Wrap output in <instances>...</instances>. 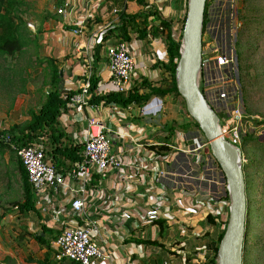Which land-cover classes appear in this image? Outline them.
I'll list each match as a JSON object with an SVG mask.
<instances>
[{"label": "crops", "instance_id": "0c3cea01", "mask_svg": "<svg viewBox=\"0 0 264 264\" xmlns=\"http://www.w3.org/2000/svg\"><path fill=\"white\" fill-rule=\"evenodd\" d=\"M24 1L35 14L28 18L31 29L42 22L40 50L56 60L62 76L60 85L71 91L79 88L89 71L98 82L107 79L105 48L118 39L101 44V33L118 23L120 12H155L148 17L142 37L135 29H128L129 39L124 40L136 56L132 76L134 86L144 84L139 89L141 95L149 92L148 87L162 88L166 76L162 67L167 62L166 33L158 28L159 20L170 23L172 35L178 37L188 9V0H142V4L136 0ZM216 25L215 9L210 11L207 6L197 84L207 104L223 119L225 106L218 96L232 97L236 87L230 66L216 62L218 56H226L214 32ZM100 44V50H95ZM99 92L93 89L91 95L112 93L105 87ZM159 98L163 108L156 115L140 114L138 107L145 102L127 110L132 103L121 106L100 100L90 101L89 109L67 104L59 119L66 135L63 145L72 144L81 151L86 120L93 117L103 123L111 153L122 162L120 170L94 175L89 185L93 191L87 198L85 218L97 223L94 238L108 255L92 264H206L211 256L209 243L217 239L230 204L225 200V177L181 98ZM51 199L53 211L50 207L47 212L36 208L24 214L22 225L46 236L50 249H40L33 239L17 243L16 232L13 237L15 245L34 242L40 249L34 262L26 264H73L61 259L52 244L62 226L74 220L68 214L69 204L53 194Z\"/></svg>", "mask_w": 264, "mask_h": 264}, {"label": "rangeland", "instance_id": "374dc122", "mask_svg": "<svg viewBox=\"0 0 264 264\" xmlns=\"http://www.w3.org/2000/svg\"><path fill=\"white\" fill-rule=\"evenodd\" d=\"M207 6L210 11L215 9L214 32L221 51L231 60L229 66L237 88V100L228 107L237 108L238 113L232 116L223 102L224 120H218L224 138L240 150L244 169L248 226L243 264H264V149L255 143L257 139L264 142V125L256 123L264 122V0H207ZM178 38L182 42V31ZM203 46L207 43L203 42ZM28 55L48 58L40 48L28 51L24 60ZM31 71L28 80L15 79L12 86L0 87V134L17 133L25 124L28 112L38 110L43 102V92L48 88L45 73ZM236 115L240 116L239 123ZM10 156L6 154L7 158ZM21 191L19 175L11 163L0 162V213L21 198ZM25 218L14 210L1 221L0 264L33 263L40 252L34 242L20 246L13 241Z\"/></svg>", "mask_w": 264, "mask_h": 264}, {"label": "trees", "instance_id": "16d2710c", "mask_svg": "<svg viewBox=\"0 0 264 264\" xmlns=\"http://www.w3.org/2000/svg\"><path fill=\"white\" fill-rule=\"evenodd\" d=\"M139 4H142V0H136ZM207 9V0L205 4V12L203 19L202 33L204 31L205 13ZM153 12H140L134 15H128L124 11L118 14V23L113 28H107L102 34V43L108 39H122L128 40V29L136 30L139 33V37L144 35V30L147 26V19L151 15H155ZM35 15L30 11L29 6L24 0H0V87L7 88L12 86L13 80H28L31 70L35 72L42 71L45 73L47 79V90L43 92V102L38 110H31L28 112V118L22 126L18 128V132H12L8 134H0V162H10L11 168L17 172L21 182V198L12 203L11 208L3 210L0 213V223L8 214V212L16 211L20 214H27L28 212L36 211L35 205V193L31 185L28 182L26 172L17 157L16 149L21 147L34 146L35 144H42L45 155L51 158L54 168L58 173L65 175L77 162L83 160V153L81 148L74 145H63V141L66 139V135L59 125V119L63 113L67 110L69 96L73 94V91L66 90L60 85L62 79L61 70L56 60L51 58H39L35 56L32 58L28 55L24 60L25 55L30 50H38L39 37L43 32L41 23L32 30L28 25L31 21L29 16ZM185 19V17H184ZM182 21L181 31L183 29L184 20ZM162 28L164 35V42L167 54V62L162 64L166 72V76H163V87L153 88L148 87L149 92L147 94H139V89L144 84L134 86L132 91L124 96L116 93H109L104 96H92L90 101L103 100L105 103L115 102L118 105H127L130 103H136L141 105L147 102L149 98L153 96L165 97L168 95L181 98L185 112V103L183 98L177 91L175 72L176 67L180 59L181 42L178 37H174L170 30V23L159 20L158 28ZM181 36V33H180ZM179 36V37H180ZM95 48L100 50L102 45ZM94 56L97 53L94 51ZM236 61H239V54L236 55ZM11 60L13 62H11ZM98 60V58H97ZM11 62L10 66L7 64ZM28 69H31L28 71ZM98 77L95 76L92 71L90 77L92 91L98 82ZM239 83H241L239 78ZM188 114V113H187ZM257 124H263L264 122H256ZM196 126L198 124L195 122ZM227 139V138H226ZM228 140V139H227ZM258 148L264 149V142L255 141ZM6 154H11L9 158ZM243 173L244 169L242 167ZM245 178V176H244ZM246 184V182H245ZM225 200L229 201L228 193L225 196ZM228 219V215L226 216ZM227 219L222 220L221 231L219 232L217 239L209 243L211 256L208 259V263L216 264L217 252L220 240L224 233V229L227 224ZM19 229V228H18ZM46 232L43 227L42 230ZM58 235V234H57ZM55 235L53 239L57 236ZM33 239L40 249H50V243L46 239V236L42 237L40 232H30L25 228L18 230L16 235V242L20 243L24 240Z\"/></svg>", "mask_w": 264, "mask_h": 264}, {"label": "built area", "instance_id": "2783aa9c", "mask_svg": "<svg viewBox=\"0 0 264 264\" xmlns=\"http://www.w3.org/2000/svg\"><path fill=\"white\" fill-rule=\"evenodd\" d=\"M28 26L32 27L30 24ZM159 29L162 30L161 27ZM105 31V29L102 31L101 37ZM105 53L108 77L97 83L94 88L96 93L101 94L99 90L105 87L109 92L128 95L134 86L132 75L136 66L135 54L129 51L127 43L122 39L107 45ZM216 62L218 66H226L231 60L226 56H218ZM91 75L92 71H89L81 80L79 88L69 96V105L79 109L91 108ZM218 97L231 110L232 116L238 113L237 108L228 107L237 100L236 90L232 97L225 94ZM133 107H136L135 103L130 104L126 109L130 110ZM162 108L163 101L157 96L151 97L138 107L142 115H156L162 111ZM234 117L239 123L240 116ZM16 153L35 193L37 209L47 212L50 207L52 211L54 210L51 194L69 204L68 214L70 219L74 220L62 226L52 243L59 257L73 264H92L94 260L107 258V253L94 238V234L98 231L97 223L85 218L87 198L93 191L89 185L94 175H103L110 170L122 168V162L111 153V140L105 125L95 121L93 117L86 120L82 142L83 160L75 163L65 175L56 171L51 158L45 155L42 144L18 148ZM133 163L129 165L133 166ZM46 203L47 206L44 208ZM78 219L82 220L81 223L76 221ZM206 264L211 263L207 261Z\"/></svg>", "mask_w": 264, "mask_h": 264}, {"label": "water", "instance_id": "95a60500", "mask_svg": "<svg viewBox=\"0 0 264 264\" xmlns=\"http://www.w3.org/2000/svg\"><path fill=\"white\" fill-rule=\"evenodd\" d=\"M205 4L206 0H188L175 81L187 113L198 124L213 158L224 174L230 198L228 221L218 246L217 264H243L248 225L241 152L222 135L218 117L205 101L197 84L202 63Z\"/></svg>", "mask_w": 264, "mask_h": 264}]
</instances>
